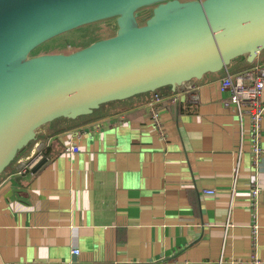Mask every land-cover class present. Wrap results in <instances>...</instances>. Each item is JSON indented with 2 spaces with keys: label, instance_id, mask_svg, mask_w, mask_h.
<instances>
[{
  "label": "crops",
  "instance_id": "0c3cea01",
  "mask_svg": "<svg viewBox=\"0 0 264 264\" xmlns=\"http://www.w3.org/2000/svg\"><path fill=\"white\" fill-rule=\"evenodd\" d=\"M262 64L264 49L175 91L38 128L32 146L47 163L0 177V264H264V118L256 162L249 118L241 128L220 90Z\"/></svg>",
  "mask_w": 264,
  "mask_h": 264
},
{
  "label": "water",
  "instance_id": "95a60500",
  "mask_svg": "<svg viewBox=\"0 0 264 264\" xmlns=\"http://www.w3.org/2000/svg\"><path fill=\"white\" fill-rule=\"evenodd\" d=\"M161 1L138 26L135 10ZM113 16L110 38L28 58L60 34ZM263 49L264 0H16L0 9V175L46 123L164 86L175 91L237 57L252 63ZM46 163L38 154L28 170Z\"/></svg>",
  "mask_w": 264,
  "mask_h": 264
},
{
  "label": "built area",
  "instance_id": "2783aa9c",
  "mask_svg": "<svg viewBox=\"0 0 264 264\" xmlns=\"http://www.w3.org/2000/svg\"><path fill=\"white\" fill-rule=\"evenodd\" d=\"M186 84V83H185ZM182 84L181 86L185 85ZM264 87V64L255 65L246 70L237 72L233 75L227 74L221 80L220 90L228 94V99L224 102V106L233 108L234 114L237 118L239 126L244 127L243 118L248 116L249 123L248 127L250 128V145L253 159H256V162L260 158V155L263 153L261 146L259 145L260 137V128L261 122L264 118V100L262 99V91ZM188 89H190L188 87ZM160 100L159 96L155 94L151 100L149 106ZM151 120L154 122V125H158L159 114L151 110ZM156 127V126H155ZM78 147L76 145H71L68 148V153H77ZM27 152V151H26ZM18 156L15 162L12 164L15 167L16 174H23L28 170V164L30 161L38 155L37 152L35 155L24 161L25 153ZM260 188L254 187L250 191L251 206L255 210L256 206V197L260 193ZM211 193V192H205ZM72 255L78 254V249H73L71 251ZM253 264H261L260 261L255 258H251Z\"/></svg>",
  "mask_w": 264,
  "mask_h": 264
},
{
  "label": "rangeland",
  "instance_id": "374dc122",
  "mask_svg": "<svg viewBox=\"0 0 264 264\" xmlns=\"http://www.w3.org/2000/svg\"><path fill=\"white\" fill-rule=\"evenodd\" d=\"M181 3L195 0H177ZM163 1L143 6L135 10L137 13V25L142 26L153 15V10ZM117 16L94 21L93 23L77 27L73 30L60 34L43 44L37 46L30 54L29 59L43 54H69L78 51L87 45L110 38L115 35L117 27L113 25ZM105 104V103H104ZM32 145V143L30 144ZM32 147V146H31ZM30 147V148H31ZM27 151L30 149L26 147ZM4 173V172H3ZM2 173V174H3ZM2 174L0 177H2Z\"/></svg>",
  "mask_w": 264,
  "mask_h": 264
},
{
  "label": "bare ground",
  "instance_id": "6f19581e",
  "mask_svg": "<svg viewBox=\"0 0 264 264\" xmlns=\"http://www.w3.org/2000/svg\"><path fill=\"white\" fill-rule=\"evenodd\" d=\"M15 3H16V0H13V1L9 2V3H6L4 6H0V9L14 6ZM176 10H178V8L170 9L167 13L169 14V13H172V12H174V11H176ZM20 65H21V62H20V61H17V62H15L14 65H12V66H13V67H18V66H20ZM36 147H37V146H34V145H33V146H32V147H31V148L25 153L24 158H23L24 161H27V160L31 159V158L35 155V153H36V149H37Z\"/></svg>",
  "mask_w": 264,
  "mask_h": 264
},
{
  "label": "trees",
  "instance_id": "16d2710c",
  "mask_svg": "<svg viewBox=\"0 0 264 264\" xmlns=\"http://www.w3.org/2000/svg\"><path fill=\"white\" fill-rule=\"evenodd\" d=\"M87 46H88V45H87ZM31 143H32V142H31ZM31 143H29L27 147H30V146H31V145H30ZM24 150H25V148H24V149H22V150H20V151H18V154H17V155H19V154L23 153V152H24ZM4 170H5V169H4Z\"/></svg>",
  "mask_w": 264,
  "mask_h": 264
}]
</instances>
